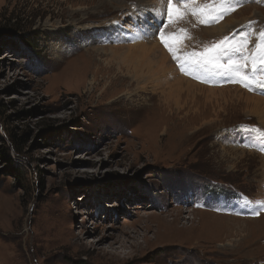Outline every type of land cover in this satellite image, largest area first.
<instances>
[{"label": "rangeland", "instance_id": "rangeland-1", "mask_svg": "<svg viewBox=\"0 0 264 264\" xmlns=\"http://www.w3.org/2000/svg\"><path fill=\"white\" fill-rule=\"evenodd\" d=\"M156 4L0 0V264H264V89L173 58L177 80L161 68L140 89L133 64L95 53L147 44L131 18ZM178 27L187 51L254 47L264 0ZM198 83L217 91H177Z\"/></svg>", "mask_w": 264, "mask_h": 264}, {"label": "snow or ice", "instance_id": "snow-or-ice-1", "mask_svg": "<svg viewBox=\"0 0 264 264\" xmlns=\"http://www.w3.org/2000/svg\"><path fill=\"white\" fill-rule=\"evenodd\" d=\"M241 2L242 0H157L153 10L159 17V22L154 17L149 28L178 62L181 72L190 74L200 71L209 76L228 77L232 82L248 89L253 86L264 89V30L259 31L254 47H250L251 40L247 35L238 39L225 36L211 47L205 46L202 51H187L183 42L191 39V34L187 28L178 27L189 16L195 18L198 24L217 23ZM132 7L137 6L133 4ZM195 26L194 24L193 27ZM259 139L264 145V132L259 133ZM261 151H264V147ZM259 203L264 205V200ZM259 214L258 211L253 213L256 216Z\"/></svg>", "mask_w": 264, "mask_h": 264}, {"label": "bare ground", "instance_id": "bare-ground-1", "mask_svg": "<svg viewBox=\"0 0 264 264\" xmlns=\"http://www.w3.org/2000/svg\"><path fill=\"white\" fill-rule=\"evenodd\" d=\"M141 8L142 7H140V8L138 7V9H141ZM151 11L152 12H143V11L139 10L137 13H135L133 11V15L131 18L132 24L134 26V28L133 27H131V28L134 29L135 39H139L140 41L144 40V41H142L143 43H147V44L151 43V44H149L150 46L147 44H137V46L134 45L135 47L133 46V47H128V48L116 47L114 49V48H104L103 47V48L95 49V53L97 55L100 52H101V55L103 52L109 53L113 59L122 58L121 61H126V65L133 64L134 65V69H133L134 74L132 73L133 74L132 78L134 81H132V84L134 82L137 83L138 84L137 86L140 89H145L146 86H148V83L151 82V79L154 81H156V80L158 81V79H156V76H157L158 71L161 70V68H163L164 71H166V76L169 79L174 78L175 80H177L178 79L177 77L179 76V73H177L178 71L176 72L173 69V67H174V65L172 64L173 60L171 59L172 56L168 54L169 52H164L163 50L156 51V49H158V47L156 46V44H153L154 41H156V39H154L152 37L153 36L152 34H150V36L141 35V34L150 33V32L152 33V30L149 28V25H151V24L148 23L149 24L148 25V24L144 23L145 15L150 14V13H151V15H149L147 17V20L153 21L152 20L153 17H151V16L153 14H155L154 13L155 11L154 10H151ZM135 24H137V25H135ZM224 26H225V24H222L219 26L220 31L224 28ZM136 27L137 28L139 27L142 31H144V33H141L140 30L137 29ZM107 32L109 33L110 29L107 30L106 33ZM89 35L93 36L92 33H90ZM105 35H107V34H105ZM86 38H87V36H86ZM174 61H176V60H174ZM110 63H111V61L107 62V64H109V65H110ZM154 68H156V70H154ZM186 75H189V77L194 76V79H199V80L203 76L202 72L201 73L194 72V73H190V74H186ZM184 77H186V76H184ZM213 77H215V76H213ZM206 78H208V77H206ZM160 80H161V78H160ZM201 81L202 80H200L199 82H201ZM217 81L219 82V79H217ZM178 83L183 84V82H178ZM212 83H213V81H212ZM161 84H162V82H161ZM201 84L200 83H198V85L192 84L191 86H188L185 91H183L184 90L183 86L177 87V91H179V94L183 93V94L192 95L193 97L196 98L197 101H199L197 98L200 97V95L202 96V93H199V94L196 93V95H195L194 91L196 89L199 92L206 90V91H208L209 94H215L216 93L217 90L215 88H209L210 89L209 90L207 86L204 87ZM204 96H206V95H204ZM222 97H224V98L226 97L225 93L222 94ZM232 97L233 96H231L230 98H232ZM237 98H239V97L237 96ZM256 105L259 106V104L257 102H256ZM198 213L200 214L202 212H198Z\"/></svg>", "mask_w": 264, "mask_h": 264}]
</instances>
